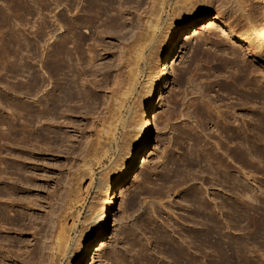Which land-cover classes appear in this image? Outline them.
Returning a JSON list of instances; mask_svg holds the SVG:
<instances>
[{"label": "rangeland", "instance_id": "rangeland-1", "mask_svg": "<svg viewBox=\"0 0 264 264\" xmlns=\"http://www.w3.org/2000/svg\"><path fill=\"white\" fill-rule=\"evenodd\" d=\"M196 15L239 36L193 31L160 65L142 52ZM159 73L151 138L88 264H264L260 0H0V264H49L61 222L54 264L75 262Z\"/></svg>", "mask_w": 264, "mask_h": 264}, {"label": "bare ground", "instance_id": "bare-ground-1", "mask_svg": "<svg viewBox=\"0 0 264 264\" xmlns=\"http://www.w3.org/2000/svg\"><path fill=\"white\" fill-rule=\"evenodd\" d=\"M260 3L264 8V0H260ZM93 4H91V7ZM196 15L193 18L194 23L189 25L187 22L184 24L186 27L184 29H179L181 25H176L170 27L169 31L165 32L162 39H155L154 33L149 35L145 41V45L142 48L144 53L145 49H150V54L148 57L155 58V65H160L161 60L164 56L169 57L175 49L178 47L180 42L188 34H192L193 31H198L202 28L213 27L222 35L229 38H237L239 35L236 31H233L224 24L216 23L207 19L206 21H201V18ZM63 18H59V23L61 28H63ZM59 43L61 44L59 50L55 54L58 57V61H62L65 57L66 49L68 45V39L64 35L58 37ZM155 42H158L157 45ZM252 42V41H251ZM155 44V45H154ZM140 62V57L137 63ZM164 74L159 73L149 87L145 91L142 97V119L138 131L134 134L133 140L128 147L127 152L124 156L116 163L115 168L109 175L108 179L104 181V189L109 194L108 204L102 209V214L98 215L95 221L86 229L84 239L78 245L75 251L77 257L73 264H88L91 255L97 250L99 243L103 239L107 225L110 222V217L113 209L116 207V191L119 187L128 179L131 172L137 167L142 154L147 147L152 134V121L150 117L153 115L155 105L158 99V92L160 89V81ZM134 87L129 88L126 95L133 92ZM59 231L56 236L55 247L49 254V258H44L49 261V264H54L57 259V249L62 247L64 243L69 241V230L66 227L65 222L58 224ZM55 229L56 226H55ZM65 246V245H64Z\"/></svg>", "mask_w": 264, "mask_h": 264}]
</instances>
